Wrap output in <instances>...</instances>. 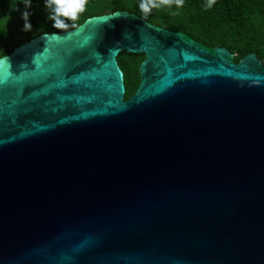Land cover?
<instances>
[{"label":"water","instance_id":"1","mask_svg":"<svg viewBox=\"0 0 264 264\" xmlns=\"http://www.w3.org/2000/svg\"><path fill=\"white\" fill-rule=\"evenodd\" d=\"M0 264H264V63L125 11L0 57Z\"/></svg>","mask_w":264,"mask_h":264},{"label":"trees","instance_id":"2","mask_svg":"<svg viewBox=\"0 0 264 264\" xmlns=\"http://www.w3.org/2000/svg\"><path fill=\"white\" fill-rule=\"evenodd\" d=\"M207 0H184L182 7L175 3L153 8L146 20L169 31L181 32L207 47H223L233 54L234 63L247 54H254L264 63V0H216L211 9ZM140 0H89L87 9L80 14L77 26L87 19L114 12L125 11L142 18ZM24 11L22 0H0V50L6 55L28 40L61 30L52 27L47 19L49 10L44 0H32L29 19L31 31H23ZM143 19V18H142ZM19 29V33L14 30ZM72 29V28H69ZM68 29V30H69ZM143 55L120 53L117 64L123 74L124 100L130 98L138 87L139 65Z\"/></svg>","mask_w":264,"mask_h":264},{"label":"clouds","instance_id":"3","mask_svg":"<svg viewBox=\"0 0 264 264\" xmlns=\"http://www.w3.org/2000/svg\"><path fill=\"white\" fill-rule=\"evenodd\" d=\"M24 11L21 12V18L24 21L23 31H31L32 24L30 22L31 13L28 11L31 8L32 0H22ZM89 0H44V7L49 10L47 19L52 21V27L61 31H67L69 28H76L80 14L87 9ZM175 3L177 8L184 4V0H140L138 5L142 18L147 19L153 8H160L163 5L170 6ZM216 3V0H207L206 8L211 9ZM115 15H119L116 13ZM6 54L0 50V57Z\"/></svg>","mask_w":264,"mask_h":264},{"label":"rangeland","instance_id":"4","mask_svg":"<svg viewBox=\"0 0 264 264\" xmlns=\"http://www.w3.org/2000/svg\"><path fill=\"white\" fill-rule=\"evenodd\" d=\"M14 32H15L16 35H17V33H19V29L14 30Z\"/></svg>","mask_w":264,"mask_h":264}]
</instances>
